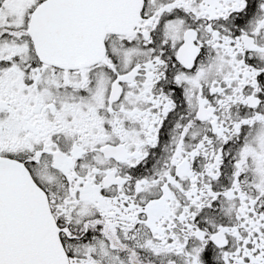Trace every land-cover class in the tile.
Listing matches in <instances>:
<instances>
[{
    "label": "snow or ice",
    "instance_id": "6c2138e0",
    "mask_svg": "<svg viewBox=\"0 0 264 264\" xmlns=\"http://www.w3.org/2000/svg\"><path fill=\"white\" fill-rule=\"evenodd\" d=\"M0 264H264V0H0Z\"/></svg>",
    "mask_w": 264,
    "mask_h": 264
}]
</instances>
